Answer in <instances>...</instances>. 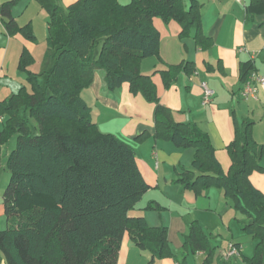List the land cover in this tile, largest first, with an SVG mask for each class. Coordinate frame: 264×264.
I'll return each mask as SVG.
<instances>
[{"label": "trees", "instance_id": "1", "mask_svg": "<svg viewBox=\"0 0 264 264\" xmlns=\"http://www.w3.org/2000/svg\"><path fill=\"white\" fill-rule=\"evenodd\" d=\"M50 15L47 51L41 71H30L33 55L23 49L18 69L28 74L32 91L25 86L0 101L2 145L17 135L7 166L9 182L3 191L7 225L0 229V252L5 264H118L126 233L135 244L156 257H173L176 264H188V256L204 251L203 264L215 255L210 235L193 221L184 237V255L171 249L168 227L150 226L144 216L130 215L151 185L142 174L134 147L112 133L100 131L90 106L81 93L93 81L94 71L103 69L109 89L129 83L132 92L157 102L154 138L179 148H194L192 169L179 181L185 188L202 193L219 187L235 209L246 215L243 230L258 241L249 264L264 263V192L250 175L264 171V145L253 136L254 120L236 124L235 137L227 146L231 166L225 172L216 157L210 135L196 122L175 121L171 108L159 102L152 74L141 73L143 59L159 56L161 33L155 17L176 20L181 35L195 28L197 44L207 47L201 28V4L191 0H76L68 7L56 0H37ZM15 0L0 4L6 30L36 37L29 25L20 27L13 14ZM264 13V0H249L246 16ZM53 62V63H52ZM188 65H171L161 71L166 88ZM254 70L252 61L242 62L240 78L245 82ZM45 77V86L39 77ZM26 112L35 118L39 133H32ZM144 131L136 139L144 141ZM194 171L199 174L195 176ZM41 196L44 201H37Z\"/></svg>", "mask_w": 264, "mask_h": 264}, {"label": "crops", "instance_id": "2", "mask_svg": "<svg viewBox=\"0 0 264 264\" xmlns=\"http://www.w3.org/2000/svg\"><path fill=\"white\" fill-rule=\"evenodd\" d=\"M7 1L10 0H0V4ZM56 1L66 8L76 0ZM190 1L184 0L185 5L188 6ZM198 1L202 5L201 28L208 39L207 47L197 44L195 28L182 36L179 22H165L161 17H155L154 24L161 33L159 56L143 59L140 70L143 74L153 75L159 102L171 108L175 121L196 122L210 135L216 157L224 171L228 172L232 161L227 146L235 137L236 124L244 118L254 120V139L264 145V84L257 86L255 97L246 98L240 78V65L246 61H252L254 70L264 74V13L248 18L246 5L249 0ZM12 14L20 27L30 26L36 39H29L19 32L10 35L0 17V101L25 86L21 78L23 73L18 69L23 49H28L34 57V48L40 41L39 34L45 38L48 36L50 15L39 1L15 0ZM178 64H189L188 68H193V72L182 70L166 88L161 71ZM104 77L105 71L96 69L92 83L81 95L90 106L91 117L100 131L112 133L126 142L134 141L139 168L151 185L130 215L144 216L150 226L166 225L171 249L177 257L178 254L182 256L183 238L188 234L190 224L198 221L215 247L211 264H249L245 258L255 256L258 241L247 238L242 225L245 216L234 209V203L224 197L219 187L204 190L201 198L205 204L193 207L192 213L194 209L208 213L203 217L192 215L184 203H175V196L169 192L161 193L164 191L162 188L170 184L167 176L171 172L181 175L185 170L192 169L195 149L179 148L170 141L155 139L157 102L147 100L139 91L132 92L129 83L109 89ZM16 78L20 80L15 82ZM203 83L214 90L207 103H204ZM144 131L149 136L143 143H138L136 137ZM194 174L196 176L199 172L194 171ZM250 180L264 192V171H253ZM4 212L3 204L0 215L3 216ZM5 223L6 227L7 218ZM5 227L0 226V229ZM242 239L250 242L249 245L246 246ZM231 245L237 251L233 255L229 254ZM206 256L204 251L194 256L190 254L188 264H192L193 260L195 264H203ZM170 263L176 264V260Z\"/></svg>", "mask_w": 264, "mask_h": 264}, {"label": "rangeland", "instance_id": "3", "mask_svg": "<svg viewBox=\"0 0 264 264\" xmlns=\"http://www.w3.org/2000/svg\"><path fill=\"white\" fill-rule=\"evenodd\" d=\"M120 2L126 4L131 2V0H120ZM39 37H40V41L38 42V44H36L34 48V57L36 58V62L30 64L28 67L30 71L36 73H39L41 71V67H42L41 59L42 56L46 53L48 48L47 38L42 36L41 33L39 34ZM21 73H23V76H21V78L24 81V85L26 89L28 91H32L31 83L28 81V74L25 72H21ZM19 80H20L19 78H16L15 82H18ZM39 82L42 86H45V77L40 76ZM25 117H27L29 120V126L32 133H39L40 127L38 122L35 120V118L31 117L28 112H26ZM8 119H9V115L7 114L3 117V119H0V130L3 131L5 129ZM137 142L140 143L141 141H137ZM16 143H17V135H14L11 139H9L5 144L2 145V152L0 156V206H3V191L5 190L10 179V172L7 166L8 157L11 150L16 146ZM128 143H130L132 146H135L134 141ZM144 144L146 143L144 142ZM146 151L148 150H145L144 152ZM167 177L169 178L168 182L170 184L167 187L162 188L164 189V191L161 192L162 194H164L166 191L169 192L171 195L175 196L176 198L175 203L179 201L182 202L180 204L184 203L185 205H187L190 208L192 215L194 213L200 217L208 216L207 212H199L197 211V209H194V212L192 213L193 207H198L201 205V203L203 205L205 204V201L201 198L202 193H197L196 190L185 188L184 183L179 181V178L182 177V174L179 175L175 172H171L170 175H168ZM158 192L159 191L157 190V194H159ZM32 198H35L37 201H44L41 198V196H34ZM178 208L180 207L178 206ZM244 216L246 218V215ZM5 219H6V213L4 212L3 216L0 215V226L5 227L6 224ZM125 236H126L125 239L123 238L121 242L118 264H171L170 262H174L175 259L173 257H156L155 260L152 262L151 261L152 254L149 249H143L137 246L135 242L131 239L129 233H126ZM246 236L249 240L251 239L255 240L252 234L246 233ZM242 241L245 243L246 246H248L250 243L247 242L245 239H242ZM184 253L185 250L182 249V256L184 255ZM182 256L181 254H178V257L182 258ZM191 256H194V254H191ZM0 264H5L1 252H0ZM192 264H195V260L192 261Z\"/></svg>", "mask_w": 264, "mask_h": 264}, {"label": "built area", "instance_id": "4", "mask_svg": "<svg viewBox=\"0 0 264 264\" xmlns=\"http://www.w3.org/2000/svg\"><path fill=\"white\" fill-rule=\"evenodd\" d=\"M259 84H264V74H259L255 70H252L248 79L243 82V96L246 98L255 97L257 93V86ZM202 86L204 88V103H207L214 95V90H212L206 83H203ZM230 247L231 251L229 254H235L237 252L236 248L233 245Z\"/></svg>", "mask_w": 264, "mask_h": 264}]
</instances>
